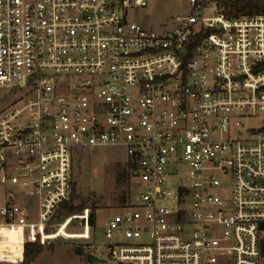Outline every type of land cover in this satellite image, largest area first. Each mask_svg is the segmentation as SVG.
<instances>
[{"label":"built area","instance_id":"obj_1","mask_svg":"<svg viewBox=\"0 0 264 264\" xmlns=\"http://www.w3.org/2000/svg\"><path fill=\"white\" fill-rule=\"evenodd\" d=\"M166 1L0 0V231L44 246L77 153L122 148L142 193L99 264H262L264 14Z\"/></svg>","mask_w":264,"mask_h":264},{"label":"rangeland","instance_id":"obj_2","mask_svg":"<svg viewBox=\"0 0 264 264\" xmlns=\"http://www.w3.org/2000/svg\"><path fill=\"white\" fill-rule=\"evenodd\" d=\"M163 7L166 14L174 15L183 9V3L168 0ZM207 15L215 14L210 12ZM73 178L77 198L69 202L72 206H78L86 200L87 206L79 214L85 211L91 214L94 210L96 225L82 228L76 218L63 216L58 221L50 241L47 240L33 264H99L97 256L104 255L103 251L108 246L117 243L116 236L112 240L106 239L104 228L119 217L127 205L136 202V197L142 193L141 182L129 170L127 155L122 148L80 150L74 158ZM1 192L3 188L0 187ZM28 239L27 230L2 229L0 264H20L22 248ZM88 244L100 250L96 256L87 252ZM262 253L264 256V237Z\"/></svg>","mask_w":264,"mask_h":264},{"label":"trees","instance_id":"obj_3","mask_svg":"<svg viewBox=\"0 0 264 264\" xmlns=\"http://www.w3.org/2000/svg\"><path fill=\"white\" fill-rule=\"evenodd\" d=\"M223 5L225 7L226 14L229 16L264 14V0H228L224 1ZM76 198V187L74 183L71 200L73 201ZM86 206V200H83L78 206H72L70 202H68L63 206L61 216L77 215L82 212ZM89 224L91 227L96 225V212L94 210H92L90 214ZM42 250L43 246L39 242L23 245L20 264H33Z\"/></svg>","mask_w":264,"mask_h":264}]
</instances>
